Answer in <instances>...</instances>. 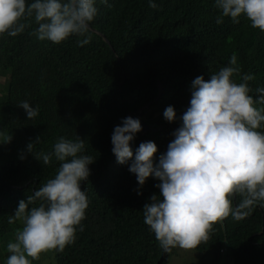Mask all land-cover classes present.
I'll use <instances>...</instances> for the list:
<instances>
[{"label": "trees", "instance_id": "16d2710c", "mask_svg": "<svg viewBox=\"0 0 264 264\" xmlns=\"http://www.w3.org/2000/svg\"><path fill=\"white\" fill-rule=\"evenodd\" d=\"M154 2L158 9L149 7V0H108L110 6L96 0L98 15L87 34L91 41L83 46L77 42L85 37L77 35L60 44L39 40L32 34L38 27L34 20L24 21L30 26L15 37L0 35V140L12 136L10 143L0 142V264H6L7 243L22 227L20 221L9 224V216L20 200L55 177L61 163L52 156L45 165L36 155L52 153L60 137L83 139L84 154L95 161L81 182L89 199L84 230L63 252H46V261L168 264L176 253L177 247L165 252L144 223L143 207L159 195V180L150 176L141 186L129 171L131 161L117 162L114 127L127 111L147 103L145 121L154 129L136 133L131 147L135 155L142 142H155L158 162L182 124L197 76L210 79L235 53L242 73L255 76L248 84L257 97L255 89L264 87V31L252 28L243 15L239 23L224 17L217 24L214 0ZM25 100L39 108L32 120L18 106ZM168 106L177 115L171 123L163 115ZM258 130L264 132V126ZM214 229L195 251L204 250L213 262L264 264V208L256 206L240 221L229 216ZM223 238L225 252L209 254ZM32 264H41V257Z\"/></svg>", "mask_w": 264, "mask_h": 264}, {"label": "clouds", "instance_id": "9594fccd", "mask_svg": "<svg viewBox=\"0 0 264 264\" xmlns=\"http://www.w3.org/2000/svg\"><path fill=\"white\" fill-rule=\"evenodd\" d=\"M214 2L220 12L217 24L223 23L224 17L239 23L243 15L252 28L264 31V0ZM100 3L110 6L108 0ZM149 7L158 9L154 0H149ZM97 15L96 0H0V35L15 37L30 26L24 21L34 20L38 27L32 34L39 40L60 44L77 35L85 37L77 42L83 46L91 41L87 34ZM233 77L242 82L237 83ZM254 79L253 74L242 73L233 53L228 64L210 79L201 75L192 80L190 106L180 117L182 124L158 162L155 142H142L135 155L131 147L136 133L154 129L145 121L150 111L147 103L127 111L122 124L114 127L111 142L117 162L131 161L129 171L141 186L150 176L159 180V195L150 197L143 214L144 223L165 252L177 247L168 264L178 257L181 259L177 264H182L187 256L191 258L189 264H198L193 260L207 255L204 250L195 249L210 239L214 225L229 216L243 220L256 206L264 208V132L258 130L264 126V108L257 107L264 105V87L255 89L258 95L254 99L248 84ZM18 106L29 120L39 115V108L26 100ZM129 113L135 118L127 117ZM163 115L170 123L177 119L173 106H168ZM140 120L149 129L142 131ZM11 139V135H3L0 142L10 143ZM33 147L29 143L28 151L33 152ZM84 149L83 139L60 137L52 153L36 155L45 165L52 156L61 163L55 177L26 200H20L9 216V224L20 221L22 227L16 230L15 241L7 243L10 255L6 264H32L42 253L63 252L75 243L77 231L84 230L82 221L89 199L81 182L88 179L89 165L95 161L93 156L84 154ZM238 198L239 203L234 206ZM36 201L40 203L29 207ZM224 250L223 238L209 254L219 255ZM219 261L211 259L210 263L223 264Z\"/></svg>", "mask_w": 264, "mask_h": 264}, {"label": "rangeland", "instance_id": "374dc122", "mask_svg": "<svg viewBox=\"0 0 264 264\" xmlns=\"http://www.w3.org/2000/svg\"><path fill=\"white\" fill-rule=\"evenodd\" d=\"M51 252V251H50ZM184 257V256H183ZM181 258H174L173 261H172V264H177L179 262ZM210 257L209 256H206L205 258H195V260H193L195 263L197 262L198 264L201 263V264H212L210 263ZM50 260L46 261V256H45V253H42L41 254V264H49ZM191 261V258L189 256L185 257L183 259V262L182 264H189V262ZM219 262H222L223 264H231V263H228V261H219ZM50 264H53L52 262H50Z\"/></svg>", "mask_w": 264, "mask_h": 264}, {"label": "water", "instance_id": "95a60500", "mask_svg": "<svg viewBox=\"0 0 264 264\" xmlns=\"http://www.w3.org/2000/svg\"><path fill=\"white\" fill-rule=\"evenodd\" d=\"M128 116L135 118L131 113L127 114V117ZM140 122L142 124V131L149 129V127L147 125H145L141 120H140Z\"/></svg>", "mask_w": 264, "mask_h": 264}]
</instances>
